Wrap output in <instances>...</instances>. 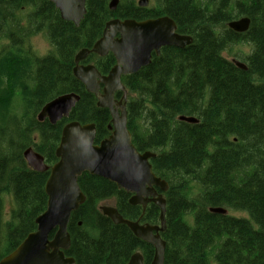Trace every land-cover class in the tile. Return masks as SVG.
Returning a JSON list of instances; mask_svg holds the SVG:
<instances>
[{
	"label": "trees",
	"instance_id": "trees-1",
	"mask_svg": "<svg viewBox=\"0 0 264 264\" xmlns=\"http://www.w3.org/2000/svg\"><path fill=\"white\" fill-rule=\"evenodd\" d=\"M108 1L86 0V13L75 26L49 1L0 0V42L6 40L0 43V259L36 229L35 219L46 208L48 171L30 169L23 151L32 147L52 165L69 121L94 123L95 143L110 134L109 110L97 107L94 95L73 76L75 54L90 48L111 18L168 15L192 43L164 46L148 65L121 78L132 143L140 152L155 153L152 171L168 184L162 193L164 264H264V0H157L147 8L120 0L114 11ZM240 17L250 20L245 32L226 26ZM42 31L51 49L38 57L25 44ZM240 44L251 48L233 55L246 71L224 56ZM81 63L106 74L115 60L110 53L89 54ZM68 92L79 100L67 119L55 124L37 119L45 103ZM180 115L198 121H179ZM78 185L85 201L71 213L65 254L76 264H124L140 250L149 264L152 245L114 224L99 206L111 201L123 218L148 224L159 223V208L131 205L128 193L89 173ZM5 194L12 199L8 220ZM215 207L229 213L209 211Z\"/></svg>",
	"mask_w": 264,
	"mask_h": 264
},
{
	"label": "water",
	"instance_id": "water-1",
	"mask_svg": "<svg viewBox=\"0 0 264 264\" xmlns=\"http://www.w3.org/2000/svg\"><path fill=\"white\" fill-rule=\"evenodd\" d=\"M48 1L59 10L61 19L73 22L76 26L86 12L85 0ZM117 3L118 0H110L109 9L114 10ZM147 4L148 0H138L141 7ZM249 24L250 20L242 17L229 22L228 26L242 33ZM191 42L190 36L176 32L175 22L167 16L144 21L112 19L105 24L102 36L91 49H81L75 55L73 75L83 83L87 92L94 94L98 107L109 110L111 122L108 129L111 132L95 143L96 128L93 123H66L55 149L57 161L50 167L45 164L43 156L31 147L23 151V158L33 171H48L44 185L46 209L35 219L36 230L28 233L13 251L0 260V264H75L74 259L64 252L70 246L67 225L71 213L85 200L78 185V178L83 173L102 177L114 183L118 189L130 193L128 202L131 205H142L144 209L148 202H152L159 208L158 225L125 219L112 206L104 205L100 210L114 224L126 225L135 237L153 246L150 264H164L165 241L159 233L165 229L166 202L161 192L167 191L168 184L152 171L149 160L155 153L139 152L131 142V134L126 126V90L121 83V75L134 74L148 65L152 51L159 54L163 46L183 48ZM90 52L101 56L111 52L116 63L107 74L102 75L93 65L79 63ZM232 62L240 69H246L242 62L235 59ZM116 91H122V100L114 99ZM78 100L79 96L74 92L58 95L43 105L37 113V119H47L55 124L69 116ZM180 119L189 123L197 122L193 117ZM210 210L225 212L221 208ZM125 264H143L140 251L134 252Z\"/></svg>",
	"mask_w": 264,
	"mask_h": 264
},
{
	"label": "rangeland",
	"instance_id": "rangeland-1",
	"mask_svg": "<svg viewBox=\"0 0 264 264\" xmlns=\"http://www.w3.org/2000/svg\"><path fill=\"white\" fill-rule=\"evenodd\" d=\"M137 1L138 0H135V2H137ZM149 1H150L149 7L158 5L157 0H149ZM24 12H25V10H24ZM0 43H1V45H5L6 40L3 39V40H1ZM25 45H26V47L30 46L31 50H33L35 55L38 57L45 56L49 52V50L51 49V46L48 42L47 34L45 31L39 32L38 34L31 36L26 41ZM250 49L251 48L249 45L240 44L237 46H233L232 50H230L229 52H224V56H227L229 59H232V58H234L233 55L235 53L241 57V56H243V54H248ZM18 111H19V108L16 109V112H18ZM37 113H36V115H37ZM5 195L6 196L3 197V199H4V220H8L9 219V212H10V209L12 207V199L9 196V194H5ZM104 203H106L107 205L113 204L111 201H105ZM104 203H101L100 205H103ZM230 213L234 216H246L243 213H237V212H230ZM188 222H190V220Z\"/></svg>",
	"mask_w": 264,
	"mask_h": 264
},
{
	"label": "bare ground",
	"instance_id": "bare-ground-1",
	"mask_svg": "<svg viewBox=\"0 0 264 264\" xmlns=\"http://www.w3.org/2000/svg\"><path fill=\"white\" fill-rule=\"evenodd\" d=\"M235 20H238V18L237 19H234V20H231V21H229V22H232V21H235ZM229 22H227V24H226V26L230 29V30H232V31H234L232 28H230L229 26H228V23ZM235 32V31H234ZM187 36H190V35H188V34H186ZM191 37V36H190ZM192 38V37H191ZM193 40V39H192ZM179 48V47H178ZM25 52V51H24ZM245 65V64H244ZM245 67H246V69H242V70H247V66L245 65ZM30 81H28V83H29ZM32 103V102H31ZM128 111V110H127ZM181 117H187V116H184V115H180V116H178L177 117V119L179 120V121H184V122H186L185 120H182V119H180ZM193 118H195V117H193ZM196 119V118H195ZM197 120V119H196ZM198 121V120H197ZM196 123V122H195ZM46 164V163H45ZM47 165V164H46ZM215 208H221V209H224L225 210V212L224 213H222V214H226V213H229V210L228 209H226V208H223V207H215ZM210 209H214V208H209V211L210 212H213V211H211ZM215 213H219V212H215ZM246 214V213H245ZM129 220V219H128ZM131 221H133V220H131ZM8 255V254H7ZM6 255V256H7ZM2 259V258H1ZM0 259V260H1Z\"/></svg>",
	"mask_w": 264,
	"mask_h": 264
},
{
	"label": "flooded vegetation",
	"instance_id": "flooded-vegetation-1",
	"mask_svg": "<svg viewBox=\"0 0 264 264\" xmlns=\"http://www.w3.org/2000/svg\"><path fill=\"white\" fill-rule=\"evenodd\" d=\"M117 96V95H116Z\"/></svg>",
	"mask_w": 264,
	"mask_h": 264
}]
</instances>
